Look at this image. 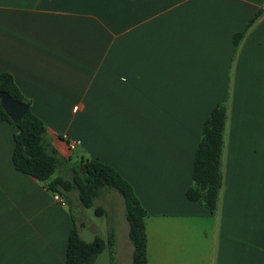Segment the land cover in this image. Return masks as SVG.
I'll use <instances>...</instances> for the list:
<instances>
[{"label":"crops","instance_id":"crops-1","mask_svg":"<svg viewBox=\"0 0 264 264\" xmlns=\"http://www.w3.org/2000/svg\"><path fill=\"white\" fill-rule=\"evenodd\" d=\"M0 71L47 126L61 160L52 178L97 158L132 184L147 211L148 264H264V0H0ZM219 103L227 122L212 212L187 191ZM17 130L0 122V264H66L74 219L86 241L114 233L95 264H132L118 222L86 238L78 192L62 205L16 168Z\"/></svg>","mask_w":264,"mask_h":264},{"label":"trees","instance_id":"trees-1","mask_svg":"<svg viewBox=\"0 0 264 264\" xmlns=\"http://www.w3.org/2000/svg\"><path fill=\"white\" fill-rule=\"evenodd\" d=\"M254 20L255 18L251 22ZM243 35L244 32L236 33L235 43H238ZM1 91L30 106L22 119L14 122L0 101V122L7 121L18 129L14 135L13 151L16 168L47 182L49 189L54 193L66 196L68 192L76 190L79 200L88 208L95 206L96 198L104 190H117L123 196L125 214L130 225L129 236L134 245L132 264H148V235L145 223L147 211L132 184L116 168L97 158L81 159L79 163L71 164L70 177L57 175L52 178L61 160L52 145L45 122L34 113L31 100L23 94L11 72L0 71ZM226 122L227 104L219 103L203 124L202 139L194 160V185L187 191L190 200L200 202L212 212L217 209L222 187V154ZM101 210L103 208L96 206L97 214H100ZM113 238L114 233L110 232L107 239L109 245L113 244ZM107 243L101 237H96L92 241L84 240L74 219L68 237L66 264H95Z\"/></svg>","mask_w":264,"mask_h":264},{"label":"rangeland","instance_id":"rangeland-1","mask_svg":"<svg viewBox=\"0 0 264 264\" xmlns=\"http://www.w3.org/2000/svg\"><path fill=\"white\" fill-rule=\"evenodd\" d=\"M66 175L69 177L71 176V174L70 175L66 174ZM108 191L109 190H105L103 195L98 198V202L103 203L102 208L104 207V210H106L105 203L108 204L109 200H110V202H112L110 204V205H112V211H111V208L109 207L107 215L98 216V214L95 211V208L97 205H95L94 207L88 208V207L83 206V204H82L81 207H83V209H84L83 211H84V216L86 217V224H87V227L85 229V232H86L85 237L89 238L90 235L92 236L91 230H93V229L101 230V233L104 234L107 231V228H108L110 222L115 221V222L119 223L118 226L121 227L120 231L122 232L121 236L119 237V239H120L119 243H122L124 245V248H125L128 245H130L129 244L130 225H129V222H128V224L126 222L127 218H126V214H125V204H124V200L122 198L123 196H120L121 200H119V202H118L115 194H113V193H115L114 191L110 192L111 197H109V198L106 197V195H107L106 193ZM74 193L76 194L77 191L74 190ZM72 207H73V210L78 214L79 213L78 209L80 206H79V204H77V201L75 199H73V201H72ZM120 209H122L123 214L120 213ZM122 215H123V218H122ZM155 221L156 220L154 218L150 219L148 221L151 234H153L152 228H153V223ZM157 221L161 222V221H163V219H159ZM168 221L169 222H176V223H178V222L184 223L183 218H179V219H177V221H170V219H168ZM180 225L182 226V228L179 230V232L181 234L182 239H184V229H183L184 225L183 224H180ZM109 231H107V232H109ZM166 232L168 233V231H166ZM92 239H94V238L92 237ZM100 264H104V262L102 261V262H100Z\"/></svg>","mask_w":264,"mask_h":264},{"label":"water","instance_id":"water-1","mask_svg":"<svg viewBox=\"0 0 264 264\" xmlns=\"http://www.w3.org/2000/svg\"><path fill=\"white\" fill-rule=\"evenodd\" d=\"M0 101L2 107L14 122H18L29 110L27 103H22L5 91L0 92Z\"/></svg>","mask_w":264,"mask_h":264},{"label":"built area","instance_id":"built-area-1","mask_svg":"<svg viewBox=\"0 0 264 264\" xmlns=\"http://www.w3.org/2000/svg\"><path fill=\"white\" fill-rule=\"evenodd\" d=\"M78 144H79V141L71 140L69 142V147L71 150H73L77 147ZM54 198L56 199V201H58L62 205H68V201L64 198L63 195L59 193H54Z\"/></svg>","mask_w":264,"mask_h":264}]
</instances>
